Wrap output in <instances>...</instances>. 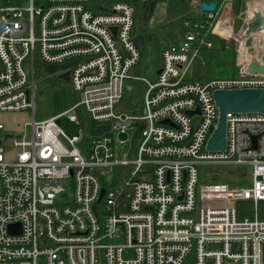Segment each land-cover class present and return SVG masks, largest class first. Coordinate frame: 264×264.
I'll return each instance as SVG.
<instances>
[{"label":"built area","instance_id":"obj_1","mask_svg":"<svg viewBox=\"0 0 264 264\" xmlns=\"http://www.w3.org/2000/svg\"><path fill=\"white\" fill-rule=\"evenodd\" d=\"M251 1L238 16L218 4L205 24L186 23L150 81L132 74L143 51L129 0H0V114L32 112L16 134L0 122V264H264V219H239L242 202L264 204V114L229 113L226 150L207 149L219 119L214 91L264 89V75L238 57L235 77L189 79L210 37L224 38L221 20L234 36L241 19L239 55L248 46L256 13L264 20V7L250 13L264 0ZM69 59L80 61L62 70ZM37 62L69 72L78 96L39 122ZM127 80L145 86L137 114L118 110ZM65 117L79 135L62 129ZM10 141L11 157L2 149ZM217 166L251 168V187L216 182L207 168Z\"/></svg>","mask_w":264,"mask_h":264},{"label":"rangeland","instance_id":"obj_2","mask_svg":"<svg viewBox=\"0 0 264 264\" xmlns=\"http://www.w3.org/2000/svg\"><path fill=\"white\" fill-rule=\"evenodd\" d=\"M250 1L249 3H251ZM1 3V2H0ZM256 4V3H254ZM27 5V4H26ZM135 32L138 36H143L145 38V47L142 52V60L140 64L133 69L132 74L143 78L148 79L150 81H154L158 77V71L162 68L163 59H162V39H161V24L164 20V6L160 4V1L154 0H143L142 4H139V7H135ZM245 9V8H244ZM242 11H244L242 9ZM234 13L228 12L227 16H233ZM221 17V16H219ZM236 29L233 36L231 28H227L225 24L221 31L225 33L228 40L226 38H219L222 42L225 43L226 51H219L216 60H214L209 70L211 72L212 78L224 79L235 76L238 72L236 68V62L238 61L239 53V42L242 40L238 33L241 30V22L242 20L236 18ZM240 59H241V49H240ZM79 59H69L62 63V70H70L79 62ZM235 73V75H234ZM209 82V81H207ZM141 82L135 80H127L126 81V90L129 100L132 104H135V101H138L140 97V86ZM121 108V105L118 107ZM79 109V114H80ZM32 112L31 110L26 111L24 113H7L0 114V122H3L6 126V134H16V131L20 128L22 124L28 122L31 118ZM53 117V111L50 107V104L47 100L41 99L39 97V90L36 92V121H44ZM82 120V119H81ZM83 122H86L87 119H83ZM62 129L70 135L77 136L79 135V127L71 122L68 118H63ZM30 127H28V131L30 132ZM95 132V131H94ZM130 134L119 136L117 138L118 143L121 141H125V143H129ZM3 151L11 157L14 154V145L13 141L6 143L5 146L2 147ZM127 149V148H126ZM206 169V168H205ZM208 172H212V174L220 175V179H214L216 182H222L229 184L232 187L237 188H247L251 187V179H252V169L249 167H225V166H217L216 168H207ZM214 175V176H216ZM253 209L255 210V219H264V204L255 207L253 205ZM263 217V218H262Z\"/></svg>","mask_w":264,"mask_h":264},{"label":"trees","instance_id":"obj_3","mask_svg":"<svg viewBox=\"0 0 264 264\" xmlns=\"http://www.w3.org/2000/svg\"><path fill=\"white\" fill-rule=\"evenodd\" d=\"M135 7H139L141 0H129ZM207 0H204L205 2ZM209 2V1H207ZM167 3V16L164 23L161 25V39L164 42L161 43L162 48L165 45L173 44L179 41L187 28L186 23H203L207 21V14H202L198 7H195L189 0H166ZM257 3V2H255ZM245 8V3L242 0H236L234 3L233 11L234 14L238 15ZM213 23V21H212ZM210 26V25H209ZM222 29L217 28L216 32H219L222 37L227 38ZM213 47L210 49H203L195 60L191 73L189 75L190 80L194 81H212L216 78H212L209 67L211 63L216 60L219 51H226L225 43L219 40L217 36H211ZM228 39V38H227ZM36 81L38 83L39 97L47 100L53 111V116L59 115L68 109L72 108L78 103V96L73 91L71 84L64 81L60 77V72L49 73L45 66L41 62L36 63ZM235 75V73H234ZM237 75V73H236ZM235 75V76H236ZM232 76V77H235ZM140 97L135 104H132L129 100L127 92L121 103L119 111H126L128 113H139L142 104V97L145 86H140ZM79 117L81 119H87L85 112L80 110ZM120 177L117 175L116 179ZM219 177H217L218 179ZM220 179V178H219ZM255 217V210L253 205L248 202H242L239 205V219H253ZM263 218V217H262Z\"/></svg>","mask_w":264,"mask_h":264},{"label":"water","instance_id":"obj_4","mask_svg":"<svg viewBox=\"0 0 264 264\" xmlns=\"http://www.w3.org/2000/svg\"><path fill=\"white\" fill-rule=\"evenodd\" d=\"M199 9L203 13H215L218 9V3L202 2L198 4ZM264 24L261 13H256L255 20L249 25L246 31V36L250 37L252 33L261 29ZM136 44L141 51H144L145 38L138 37ZM247 45H252V40L248 39ZM253 53V49H250ZM261 61L254 60L248 67V72L251 75L260 74L264 75V55H262ZM26 71L29 70V60L24 62ZM49 73H56L60 71V66H45ZM160 73V71L158 72ZM60 77L70 83V73L66 72L60 75ZM216 106L219 110V119L217 128L214 130L212 137L208 143V151L211 152H224L226 150V129H227V115L229 113L236 114H264V89H219L213 93ZM58 125L61 124V120L57 121ZM109 129L108 126L97 127L96 132L100 133L102 130ZM9 136H6L8 138ZM13 230V228H11Z\"/></svg>","mask_w":264,"mask_h":264},{"label":"bare ground","instance_id":"obj_5","mask_svg":"<svg viewBox=\"0 0 264 264\" xmlns=\"http://www.w3.org/2000/svg\"><path fill=\"white\" fill-rule=\"evenodd\" d=\"M263 3H259L257 2L256 4H253L251 7H250V13H254L256 11L258 12H261L263 11ZM219 27V25H218ZM217 27V28H218ZM255 34H253L252 36L250 37H245L244 38V41H248V39L252 40L253 39V42H252V49H255L258 51V56L257 58L259 57V59H261L262 55H264V33L262 32H254ZM263 42V44H262ZM241 49V59H240V55H239V61L240 62H244L245 64H249L250 62L254 61L255 59V55L253 53L250 52V48L248 46H246L245 44L242 45L240 47Z\"/></svg>","mask_w":264,"mask_h":264},{"label":"crops","instance_id":"obj_6","mask_svg":"<svg viewBox=\"0 0 264 264\" xmlns=\"http://www.w3.org/2000/svg\"><path fill=\"white\" fill-rule=\"evenodd\" d=\"M142 1L143 0H141V4H142ZM154 1H160V4H162L163 6H164V13H165V16H164V19H162V20H166V16H167V3H166V0H154ZM189 1H191L192 3H193V5L195 6V7H198V4L199 3H202L204 0H189ZM207 1H209V2H207ZM207 1H205V2H207V3H212V2H216V3H218V4H221V5H224V0H207ZM244 3H245V8H246V6H247V4L251 1H246V0H242ZM235 3V2H234ZM234 3L233 4H230V3H225V5H224V9H225V6H227L228 7V9H231V13H234V11H233V7H234ZM231 7V8H230ZM199 8V7H198ZM200 12H201V10H200ZM243 11H241L240 12V14L242 13ZM202 14H203V12H201ZM205 14V13H204ZM223 14V13H222ZM239 15V14H238ZM238 15H236V14H233V16H238ZM228 19V18H227ZM224 20V19H223ZM223 20H221L220 21V23H219V29L221 28V27H223V24H225L226 26H228L227 28L229 29L230 27H229V25H228V20H226V21H223ZM164 21H163V23H164ZM162 23V24H163ZM161 24V25H162ZM221 26V27H220ZM230 30V29H229ZM161 33H162V31H161ZM138 36V35H137ZM161 36V35H160ZM138 37H143V36H138ZM162 42H164V40H162Z\"/></svg>","mask_w":264,"mask_h":264}]
</instances>
